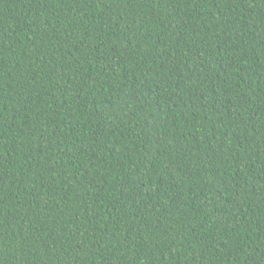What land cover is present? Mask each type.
Segmentation results:
<instances>
[{"label":"trees","instance_id":"trees-1","mask_svg":"<svg viewBox=\"0 0 264 264\" xmlns=\"http://www.w3.org/2000/svg\"><path fill=\"white\" fill-rule=\"evenodd\" d=\"M0 264H264V0H0Z\"/></svg>","mask_w":264,"mask_h":264}]
</instances>
